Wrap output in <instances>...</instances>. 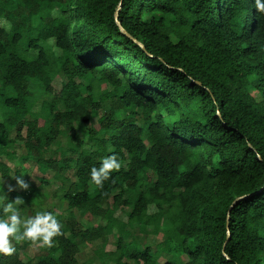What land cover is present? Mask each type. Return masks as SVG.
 Returning a JSON list of instances; mask_svg holds the SVG:
<instances>
[{
    "label": "trees",
    "instance_id": "trees-1",
    "mask_svg": "<svg viewBox=\"0 0 264 264\" xmlns=\"http://www.w3.org/2000/svg\"><path fill=\"white\" fill-rule=\"evenodd\" d=\"M0 19V154L22 143L20 162L70 182L69 214L45 210L62 225L54 246L27 262L22 245L32 241L14 242L0 264H91L78 260L81 244L111 234L115 248L95 252L113 264L163 255L162 264H264V13L255 0H0ZM61 135L66 154L44 158ZM113 154L121 168L95 185L91 169ZM9 173L0 159V177ZM24 180L22 199L32 192Z\"/></svg>",
    "mask_w": 264,
    "mask_h": 264
},
{
    "label": "rangeland",
    "instance_id": "rangeland-1",
    "mask_svg": "<svg viewBox=\"0 0 264 264\" xmlns=\"http://www.w3.org/2000/svg\"><path fill=\"white\" fill-rule=\"evenodd\" d=\"M0 26L4 28H8V24L5 19H0ZM65 80V77L63 74H60L57 78L54 79L52 83V87L55 92L59 91L61 88L62 81ZM256 98H258L257 95H255ZM39 105L36 106L35 110H38ZM102 110H100L99 114H102ZM138 120V117H137ZM139 121V120H138ZM88 127H91L89 125ZM76 128V126H74ZM75 131L78 133V136L81 140L84 141L85 148L90 146V142L88 137L84 134V130L75 129ZM68 148V139L67 137L61 135L57 136L53 143L43 152L44 158H52V159H58L60 160L65 153V150ZM13 155H1L0 159L7 163L10 167V173L8 179H2L0 177V195H6L8 198L10 196V191L15 192L17 195H12L11 200L16 199L17 197L20 198V195L18 196V193L22 190V188L16 183L15 177L19 176L23 179H27L29 183L32 185V192L28 197H24L23 201L24 203L21 205L16 206L18 212L20 213L22 218H28L31 216H34L37 212H43L45 210H51L56 213H61L63 216H66L69 214V211L67 209V204L62 198V193L64 188H67L70 182H66L65 184H61L60 181H58L56 178H54L53 172L48 171L45 173H41V171L37 168V165L35 164L34 159H30L27 162H20L19 156L25 153V150L22 146V143H19V145H16L15 150L13 151ZM63 176L71 177V180H74V176L72 175L71 171H66L63 173ZM39 178H43L46 180V183L40 184ZM63 188V189H62ZM22 199V198H21ZM126 210V209H123ZM122 209H119L116 211V216H122L121 218H124L125 212ZM150 211L153 209L150 208ZM74 217L77 220H81L83 224H87V226H91L92 220L91 217L85 216L83 219H81V216L76 212L72 211ZM128 228V227H127ZM132 234H137L136 228H128ZM144 237V236H142ZM129 240V239H128ZM159 236H155L154 234H148L146 237V240L144 239V242H147L149 245L154 247V245L159 241ZM115 241L116 236L115 235H109L108 240L105 243L100 242L99 240L92 242L90 244H81V252L78 253V260L80 262L85 260H91V264H113L110 260H108L106 257H99V255L96 254V250H103V251H111L115 248ZM14 242L21 245L23 241H15L13 239L10 240L11 245L14 244ZM22 250H24V254L22 255L23 261H29L32 260L36 255L46 253L48 250V247H41L40 242H31L30 244L23 246ZM167 256L163 255L159 258V264L163 263L166 260Z\"/></svg>",
    "mask_w": 264,
    "mask_h": 264
},
{
    "label": "clouds",
    "instance_id": "clouds-1",
    "mask_svg": "<svg viewBox=\"0 0 264 264\" xmlns=\"http://www.w3.org/2000/svg\"><path fill=\"white\" fill-rule=\"evenodd\" d=\"M255 7L257 11L264 13V0H255ZM120 168L121 163L116 155L108 156L101 161L98 168L91 169V182L102 187L110 174ZM15 179L21 188L29 187L22 177L17 176ZM23 203V199L19 197L9 200L5 194L0 195V208L4 214L0 218V253L2 254L12 255L15 252L10 238L15 241H39L41 247L51 248L54 246L53 238L62 234V225L51 212H37L34 216L22 218L16 206Z\"/></svg>",
    "mask_w": 264,
    "mask_h": 264
},
{
    "label": "water",
    "instance_id": "water-1",
    "mask_svg": "<svg viewBox=\"0 0 264 264\" xmlns=\"http://www.w3.org/2000/svg\"><path fill=\"white\" fill-rule=\"evenodd\" d=\"M117 24L120 25L119 23H117ZM121 30H122L123 33H126L123 29H121ZM228 237H229V235H228Z\"/></svg>",
    "mask_w": 264,
    "mask_h": 264
}]
</instances>
